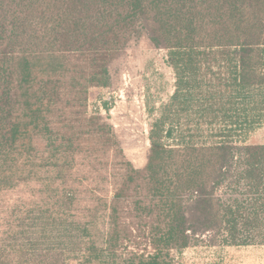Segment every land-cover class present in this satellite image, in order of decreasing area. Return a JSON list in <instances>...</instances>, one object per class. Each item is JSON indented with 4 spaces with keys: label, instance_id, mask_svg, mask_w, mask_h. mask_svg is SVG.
Returning <instances> with one entry per match:
<instances>
[{
    "label": "rangeland",
    "instance_id": "1",
    "mask_svg": "<svg viewBox=\"0 0 264 264\" xmlns=\"http://www.w3.org/2000/svg\"><path fill=\"white\" fill-rule=\"evenodd\" d=\"M127 38L117 49L99 47L96 54L84 50L89 45L79 39L69 43L72 51L34 60L47 88L39 95L41 117L0 174V264H140L142 254L155 251L151 238L168 216L153 205L144 169L153 124L163 120L162 136L172 127V137L161 139L167 145L180 138L238 144L240 136L226 129L235 125L225 124L237 119L240 101H232L228 119L204 113L200 89L193 86L186 104L172 101L177 76L168 50L155 47L145 34ZM225 50L217 54H233ZM217 64H201L205 92ZM233 65L220 64L223 71ZM34 85L37 91L45 86ZM259 91L260 86L253 91L256 102ZM225 102L224 96L228 106ZM256 105L262 120L240 134L245 143L264 144V102ZM15 109L24 115L19 103ZM225 184L207 191L223 200L235 190ZM196 195L187 192L183 198L192 214ZM218 236L204 231L181 250L163 249L159 263L264 264V243L220 245Z\"/></svg>",
    "mask_w": 264,
    "mask_h": 264
},
{
    "label": "trees",
    "instance_id": "2",
    "mask_svg": "<svg viewBox=\"0 0 264 264\" xmlns=\"http://www.w3.org/2000/svg\"><path fill=\"white\" fill-rule=\"evenodd\" d=\"M142 34L168 50L177 76L172 101L186 104L193 86L200 89L204 113L226 119L232 101H240L237 119L225 124L235 125L226 129L240 140L196 144L180 138L167 145L161 139L172 137V127L162 136L163 120L153 124L144 169L153 205L168 216L151 238L155 251L142 254L140 264H160L163 249L181 250L204 231L219 234L220 245L264 243V144L245 143L240 134L262 120L256 103L264 102V0H0V174L41 117L37 112L44 99L39 95L47 83L39 79L36 58L72 51L69 43L77 45L79 39L88 43L84 50L89 54L99 47L109 52L127 36ZM69 36L76 39L70 42ZM225 49L233 54H217ZM210 60L218 67L209 79L210 92H205L199 72ZM224 62L234 63L232 71L222 70ZM35 83L45 84L39 86L43 90H35ZM259 86L256 102L253 91ZM224 96L228 106L222 104ZM18 103L23 116L15 113ZM223 183L235 187L224 201L207 191ZM192 191L197 194L193 214L183 204Z\"/></svg>",
    "mask_w": 264,
    "mask_h": 264
}]
</instances>
